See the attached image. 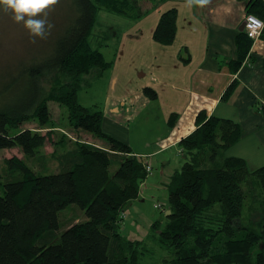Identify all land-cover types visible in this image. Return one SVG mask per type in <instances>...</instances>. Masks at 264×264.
<instances>
[{
  "label": "trees",
  "instance_id": "16d2710c",
  "mask_svg": "<svg viewBox=\"0 0 264 264\" xmlns=\"http://www.w3.org/2000/svg\"><path fill=\"white\" fill-rule=\"evenodd\" d=\"M70 1L74 17L49 51L0 74V150L20 148L24 154L5 162L8 178L1 182L0 264H142L147 246L125 239L120 230L125 208L139 198L149 172L144 158L135 155L129 144L103 132V111L80 102V93L91 85L84 83V77L101 67L103 71L94 77L101 78L114 62H108L89 41L98 16L95 2ZM239 1L248 14L264 21V0ZM177 18L176 8L161 15L153 32L156 42L175 41ZM238 43L239 66L253 39L241 33ZM59 73L79 80L72 88L46 93L43 78ZM144 92L151 100L157 98L151 87ZM49 102L64 106L70 126L102 140L106 147L76 142L56 157L59 169L52 173L42 170L47 160L41 170L28 163L40 157L49 133L55 131ZM32 112L38 130L21 129ZM176 119L171 116L169 125ZM198 123L179 144L182 165L168 185V206L161 208L165 215L167 210L171 214L165 216L164 226L157 221L152 227L155 239L168 243L172 252L164 264H264V166L251 171L244 158L225 156L243 136L240 124L217 116L207 118L205 113L198 116ZM252 177L257 179L262 200L256 208L262 220L256 227L244 216L243 183ZM71 205L84 211L87 220L62 230L60 214Z\"/></svg>",
  "mask_w": 264,
  "mask_h": 264
},
{
  "label": "crops",
  "instance_id": "0c3cea01",
  "mask_svg": "<svg viewBox=\"0 0 264 264\" xmlns=\"http://www.w3.org/2000/svg\"><path fill=\"white\" fill-rule=\"evenodd\" d=\"M170 1L179 4L171 7L178 10L177 36L170 45L157 42L165 47L162 51L167 52L168 66L171 69L166 65L162 66L159 69L160 75L157 71V75L152 77L150 87L154 86L152 89L155 88L157 98L151 100L145 94V88H139L134 90L135 92L130 90L124 98L108 101L105 106L91 105L103 111V132L129 144L135 155L150 157L144 160L153 170L142 183L139 198L125 208V210L129 207L133 208L128 223L124 222L126 229L141 232L143 237L149 236L153 224L160 221L149 218L139 205L145 201L143 197L146 195V190L143 186L149 183L153 190L164 186L168 192V185L174 173L180 169L172 168V162L176 158L177 163L180 162L178 159H181L182 164L179 144L198 128V116L201 113H205L207 118L217 116L231 119L242 126L241 140L225 152V156L244 158L251 171L264 166L263 33L256 39L252 38L251 49L238 66L237 62L242 56L238 43L239 35L246 33L250 37L244 29L248 13L243 2L239 0H205L204 3L198 0ZM162 55L159 50L158 58L163 59ZM113 68L114 64L108 70L111 71ZM88 80L92 86L93 81L97 79L93 77ZM231 87L233 89L231 94L225 98ZM164 96L167 101H162ZM158 102L161 106L156 104ZM129 104L131 110L126 108ZM149 106L154 110L146 113L144 123L157 124L153 132L159 133L158 129L161 131L151 142L149 141L148 145V139L144 142L146 145H141L142 140L138 143L132 138L136 132H133L131 124L133 119L142 115L145 107ZM135 107L137 108L134 109ZM171 116L177 117L173 126L169 125ZM92 144L101 148L106 147V143L100 139H94ZM239 148H245L247 154L232 152ZM157 164L161 169L159 174L155 175L154 166ZM123 217L126 218L125 211ZM122 230L121 228L122 236L131 240Z\"/></svg>",
  "mask_w": 264,
  "mask_h": 264
},
{
  "label": "rangeland",
  "instance_id": "374dc122",
  "mask_svg": "<svg viewBox=\"0 0 264 264\" xmlns=\"http://www.w3.org/2000/svg\"><path fill=\"white\" fill-rule=\"evenodd\" d=\"M93 1L98 8V16L89 41L92 47L101 49L108 62H114V68L111 71H106L101 79L93 81L92 86L86 89L84 87V90L80 93V102L87 106L95 104L105 106L108 101L111 102L114 99L118 100L126 97L130 90L150 87L152 77L157 75V71L160 75L161 71L159 69L162 66L166 65L167 67L169 65L167 52L162 51L165 47L154 40L153 32L161 15L169 8L179 4L170 0ZM136 14H142V16L133 19L128 18ZM13 15L11 9L0 7V74L14 71L22 63H27L37 56L43 57L49 51L52 42L69 22V19L74 17V8L70 0H56L55 4H50L41 11L35 18L38 21L46 19L52 25L49 34L44 38H34L22 22H16L13 19ZM159 50L163 54V59L158 58ZM168 69H170L169 66ZM102 71L101 67L92 69L84 77V83L89 82L88 78L96 77ZM78 78L65 76L61 73L44 77L42 80L43 89L48 93L53 90L59 91L64 87L72 88L78 82ZM163 100L167 101L165 96L162 98ZM156 104L161 106L160 102ZM162 104L166 105V103ZM129 106L130 104L126 108L131 110ZM49 107L51 126H54L52 130L55 131L49 133L47 130H42L45 134L49 133L50 139L47 140L46 145L41 150L40 157L27 161L38 170H41L42 162L47 160L45 166L47 169L44 167L42 170L43 172L52 173L59 169L56 157L63 149L73 148L76 142L93 143L94 139L97 138L70 126L67 109L61 104L49 102ZM153 110L151 106L145 107V112L132 121L131 128L133 132H136L132 138H135L138 143L142 140L141 145H146L144 142H147V139L148 145L154 137L160 134V129H158L159 133L157 131L153 132V128H156L157 124L144 123L146 113ZM27 128L35 131L39 128L34 112L31 113L29 121L21 125V129ZM232 152L247 154L245 148L234 149ZM12 157L24 158V154L20 148L0 150V193H2L1 182L6 181L8 178V169L5 162ZM144 158L148 159L150 157L145 156ZM178 160H180L178 163L176 158L173 160L172 168L179 169L181 167V159ZM115 169L116 167L113 166L111 172L114 173ZM160 169L161 166L158 164L154 166L155 175L159 174ZM255 180L257 179L252 177L250 182L243 183L245 191L244 216L247 222H251L250 225L254 227L262 220L260 210H256L262 203L261 189ZM149 185L148 183V185L143 186V189L146 190V195L143 197L145 201L139 203V205L149 218L160 220L162 226H164L166 215L161 208H156V205L160 204L162 208L168 206L167 189L160 186L159 189L153 190ZM132 212L133 208L131 207L125 210L126 218L123 220L121 228L127 238L131 240L142 239V243L147 246L149 251L142 258V264H164L166 259H171L172 252L169 249V244L158 242L155 239L158 237L153 236L152 229L147 237H143V234H140L141 232L137 233L134 230L126 229L125 223H128ZM60 220L62 230H64L72 223L86 221L87 217L85 212L77 205H71L61 212ZM259 247L257 245L254 251L257 252Z\"/></svg>",
  "mask_w": 264,
  "mask_h": 264
},
{
  "label": "clouds",
  "instance_id": "9594fccd",
  "mask_svg": "<svg viewBox=\"0 0 264 264\" xmlns=\"http://www.w3.org/2000/svg\"><path fill=\"white\" fill-rule=\"evenodd\" d=\"M198 2L204 3L205 0ZM55 3L56 0H0V5L11 9L14 13L13 19L22 22L34 38H44L49 34L52 25L46 19L38 21L35 17L48 5Z\"/></svg>",
  "mask_w": 264,
  "mask_h": 264
},
{
  "label": "built area",
  "instance_id": "2783aa9c",
  "mask_svg": "<svg viewBox=\"0 0 264 264\" xmlns=\"http://www.w3.org/2000/svg\"><path fill=\"white\" fill-rule=\"evenodd\" d=\"M245 30L251 38H258L264 30V21L254 15H247L245 18ZM147 172H152L153 168L151 165L146 164ZM156 208H162V205H156Z\"/></svg>",
  "mask_w": 264,
  "mask_h": 264
},
{
  "label": "water",
  "instance_id": "95a60500",
  "mask_svg": "<svg viewBox=\"0 0 264 264\" xmlns=\"http://www.w3.org/2000/svg\"><path fill=\"white\" fill-rule=\"evenodd\" d=\"M170 214H171V210H168L166 215L168 216Z\"/></svg>",
  "mask_w": 264,
  "mask_h": 264
}]
</instances>
